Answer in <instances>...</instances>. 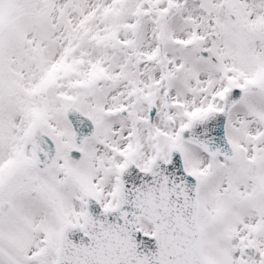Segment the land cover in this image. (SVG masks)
<instances>
[{
    "label": "snow or ice",
    "instance_id": "snow-or-ice-1",
    "mask_svg": "<svg viewBox=\"0 0 264 264\" xmlns=\"http://www.w3.org/2000/svg\"><path fill=\"white\" fill-rule=\"evenodd\" d=\"M0 264H264V0H0Z\"/></svg>",
    "mask_w": 264,
    "mask_h": 264
}]
</instances>
